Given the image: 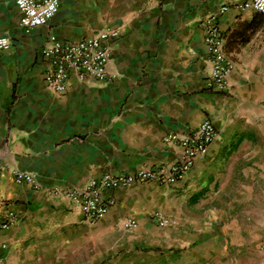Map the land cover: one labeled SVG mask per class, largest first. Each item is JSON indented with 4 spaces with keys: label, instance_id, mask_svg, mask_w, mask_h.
I'll list each match as a JSON object with an SVG mask.
<instances>
[{
    "label": "crops",
    "instance_id": "1",
    "mask_svg": "<svg viewBox=\"0 0 264 264\" xmlns=\"http://www.w3.org/2000/svg\"><path fill=\"white\" fill-rule=\"evenodd\" d=\"M243 1L61 0L46 26L25 34L13 0H0V36L10 41L0 51V224L9 213L18 218L0 227L8 264H264L250 241L262 239L264 221V15L240 10ZM222 6L233 70L227 91L213 93L204 88L202 25ZM106 28L119 32L110 81L71 75L64 93L50 89L41 48ZM205 119L218 140L184 180L115 190L114 207L93 225L51 193L169 164L175 154L163 138ZM15 171L32 174L37 187L16 183ZM189 202L204 209H182ZM155 212L171 223L158 226ZM125 219L136 228H122Z\"/></svg>",
    "mask_w": 264,
    "mask_h": 264
},
{
    "label": "built area",
    "instance_id": "2",
    "mask_svg": "<svg viewBox=\"0 0 264 264\" xmlns=\"http://www.w3.org/2000/svg\"><path fill=\"white\" fill-rule=\"evenodd\" d=\"M61 0H13L19 11V25L25 34L46 26L58 13ZM242 11H252L264 15V0H245L239 5ZM227 11L222 6L208 15L203 21V44L207 75L204 88L213 93H223L229 86L233 63L225 56L223 35L219 20ZM119 36L117 30L103 29L89 38L77 41L52 40L40 50L41 58L46 62L43 80L53 91L62 94L71 75L79 81L92 79L108 83L111 79L109 63L111 60V43ZM10 41L0 36V51H7ZM218 140V132L209 119L203 120L196 128L182 133L171 132L163 138V144L173 151L175 160L166 165L144 167L130 173H105L89 180L84 186L73 189L54 188L52 194L65 196L73 202L84 221L95 224L102 220L115 205L113 192L129 188L135 184L155 182L159 185H175L184 180L191 171L197 158L208 153L209 146ZM14 180L18 184L37 187L36 178L27 172L15 171ZM152 219L158 226H167L171 219L155 212ZM18 218L9 213L0 224L1 229L8 230L16 224ZM120 225L126 230L136 228L132 219L121 220ZM262 239L258 242L259 250L264 254V221ZM5 248L0 245V251ZM0 264H8L0 253Z\"/></svg>",
    "mask_w": 264,
    "mask_h": 264
},
{
    "label": "rangeland",
    "instance_id": "3",
    "mask_svg": "<svg viewBox=\"0 0 264 264\" xmlns=\"http://www.w3.org/2000/svg\"><path fill=\"white\" fill-rule=\"evenodd\" d=\"M227 205L228 204H226V203L217 204V206H219L220 207L219 209H221V210H225ZM207 206H206V208H207ZM251 206L253 207L254 210H259L260 212H262V210H263V206H262L261 203L260 204H258V202L257 203H253V205H251ZM182 209H186L187 211L192 212V211H195V210H202V209H204V207H202L199 204V202H189V203L185 204V207H183ZM238 209H240V207ZM231 234L233 235L234 239L238 238V236L234 235L233 232H231ZM120 235L123 236V237H126L127 235H129V233L128 232H123V233H120ZM260 238H261V236H259V234L257 236H251L250 237V241H251L252 244H256V243H258ZM107 243H108V240H107Z\"/></svg>",
    "mask_w": 264,
    "mask_h": 264
}]
</instances>
